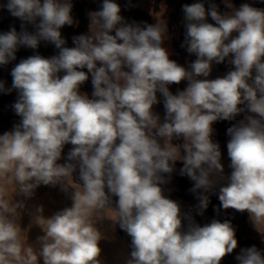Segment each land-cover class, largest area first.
Returning <instances> with one entry per match:
<instances>
[{
	"label": "clouds",
	"instance_id": "1",
	"mask_svg": "<svg viewBox=\"0 0 264 264\" xmlns=\"http://www.w3.org/2000/svg\"><path fill=\"white\" fill-rule=\"evenodd\" d=\"M90 2L99 7L69 46L62 29L80 23L73 0H0V13L20 22L19 31H0V68L21 47L33 51L11 67L10 87L0 79V94L15 91L20 118L0 134V264H105L99 245L115 239L117 226L130 237L124 264H222L228 256L264 264V249L239 247L231 218L196 219L215 196L216 217L247 213L264 244V7L255 6L264 0L183 4L180 47L195 56L187 67L165 46V0H124V10L151 5L154 23L126 18L118 0ZM41 43L55 54H39ZM225 63L226 74L210 79L213 64ZM89 81L90 96L82 91ZM161 103L163 117L154 111ZM217 122L230 123L227 173ZM178 163L197 201L186 210L165 195ZM41 185L59 187L71 205L51 216L30 208ZM33 227L42 233L34 244Z\"/></svg>",
	"mask_w": 264,
	"mask_h": 264
},
{
	"label": "bare ground",
	"instance_id": "2",
	"mask_svg": "<svg viewBox=\"0 0 264 264\" xmlns=\"http://www.w3.org/2000/svg\"><path fill=\"white\" fill-rule=\"evenodd\" d=\"M118 2L121 4L122 8V15L129 19H135L137 21H147L149 23H154V20L152 17L148 15V8L151 6L147 2H141L137 3L135 7L124 10L125 9V3L124 0H118ZM170 2H173L176 5V8L174 11H171L168 8V4ZM194 0H165V3L167 5V11L165 13V18L168 21V27H169V34L171 35V40L167 41L165 46L169 49L170 52V59L175 60L178 64L181 66L187 67L188 63H190L192 60L195 59L194 55H189L185 49L180 47V44L183 41V34H184V27H183V13L181 11L182 5L185 3H192ZM241 2H245V0H234V3L238 7ZM217 4H220V0H216ZM99 7V3H92L90 0H85L83 9L79 10L76 14V18L79 20V26L77 30H74L72 28H66L64 27L62 29V35L68 40V45L71 46V36L85 33L87 31V16L86 12L89 10H96ZM207 7V4H206ZM264 7V4L262 5ZM221 11H223V5H220ZM158 10V7H157ZM2 15L3 19L0 20V31H8L10 26H15L17 30L19 31V21L15 18H12L6 11L0 13ZM209 22H212L209 18ZM32 28L29 27V31H31ZM39 54H41L44 57H50L55 54L56 50L54 49V46L52 45H45L44 43H41L39 49ZM33 51L30 49L20 48V50L17 52V60L10 63L8 66L4 68H0V79H3L6 81L7 86H11V76H10V70L11 67L14 66L15 63H18L20 59L26 58L29 55H32ZM229 69V65L227 64H220L216 65L213 64V70L210 75V79L216 78V77H222L226 74V72ZM186 86V82H182L180 85H172L170 86V90L175 93L177 88L183 89ZM82 91H85L91 95V90L88 89L85 86H82ZM159 95V94H158ZM2 96H5L3 98ZM16 95L14 94V91L12 94L9 95H2L0 94V117L1 119L7 121L8 123L3 122L6 126L10 127L7 129V127L0 125V134H2L4 131H10L14 124L19 122V117L15 115L11 105L15 102ZM154 111L158 112L161 117H163V106L162 103L160 104V107L154 106ZM230 126L229 122H217L213 124V128L215 129L213 139L215 141H218L221 146L222 151V162L225 165L226 173L230 171L227 167L229 164V160L227 158V150H226V143L228 137L226 136V128ZM65 149L67 151L70 149L71 145H66ZM67 152H65L66 155ZM192 186V182L186 178V177H180L178 175V172L173 173V178L171 184L167 185L166 187L172 188L173 191L170 193L172 198L174 200H177L181 203V206L184 210H186L188 207L194 205L197 203V201L194 199L193 194L188 192V189ZM212 203L210 204L208 210L205 212L204 217H196L197 221L201 224L210 222L211 219L217 218L221 221L225 218H230L228 214L221 213L219 217L215 216V213L212 210V205H218V200L215 196L211 198ZM27 204L30 208H32L34 205H43L44 206V215L45 216H51L54 212L63 209L64 207L70 206L71 201L68 199L67 196H65L64 193H62L59 190V187L52 188L41 185L35 192L34 197L32 200L27 201ZM247 213H235V222L237 224V227L244 229L247 232H251L252 229L248 225V218H245V215ZM30 222V217L27 213L23 215V219L21 221V226L26 227ZM233 224V222H232ZM233 226L236 228V226L233 224ZM243 226V227H242ZM108 227V222H105L101 230H104V228ZM41 231L38 227H33L29 233V242L35 243L36 237L38 235H41ZM115 236V239L112 241H101L100 247L102 249V256L101 259L105 262V264H124L125 259L128 257V254L130 252V237H128L123 231H121L118 226L115 230V233H110ZM238 234L236 232V238L238 240ZM240 241V239H239ZM254 244V243H253ZM252 244V245H253ZM239 247H244L238 242ZM250 246V245H246ZM239 247L237 248L236 252L239 251ZM222 264H237V262L234 260L233 256L226 257Z\"/></svg>",
	"mask_w": 264,
	"mask_h": 264
},
{
	"label": "rangeland",
	"instance_id": "3",
	"mask_svg": "<svg viewBox=\"0 0 264 264\" xmlns=\"http://www.w3.org/2000/svg\"><path fill=\"white\" fill-rule=\"evenodd\" d=\"M84 2H85V0H73V3H74V7H73V12H72V15H73V17L75 18V19H78V18H76V16H77V12L79 11V10H81V9H83V6H84ZM262 5L263 4H257V5H255V6H257V7H262ZM168 8L171 10V11H174V9L176 8V5L173 3V2H170L169 4H168ZM66 28H72V29H74V30H77L78 29V27H75V28H73V27H68V26H65ZM226 64V63H225ZM229 68H230V66H229ZM228 69V68H227ZM229 70V69H228ZM83 86H85V87H87L88 89H90V90H92L91 89V84H90V81L89 82H87L85 85H83ZM14 94L16 95V93H15V91H14ZM3 98H5V96H2ZM160 107V104L159 105H156V107ZM238 119H239V117H238ZM5 122V123H8L7 121H5V120H3V119H1V117H0V125H3V126H5V127H7V129L8 128H10V127H8V126H6L3 122ZM65 148H67V147H65ZM64 148V153L63 154H65V152H68L67 151V149H65ZM181 165L178 163L177 164V172H178V169H179V167H180ZM165 195H170L169 193H167V192H165ZM170 198H172V196L170 195ZM173 199V198H172ZM228 215H229V217L231 218V220H232V222H233V224L236 226V232H237V234L239 235L238 236V242L242 245V246H244V247H246V245H252L253 243L258 247V248H260V249H264V244H262L261 243V239H260V236L252 229V227L250 226V224L248 223V225H249V227L252 229V231L249 233V232H247V231H245L244 229L242 230L241 228H239V227H237V224H236V222H235V220H236V218H235V213L232 211V210H228V213H227ZM245 218L247 219V214L245 215ZM243 227V226H242ZM239 239H240V241H239Z\"/></svg>",
	"mask_w": 264,
	"mask_h": 264
}]
</instances>
